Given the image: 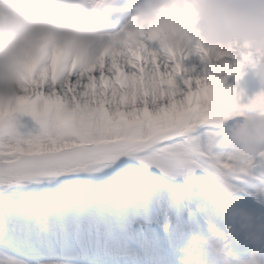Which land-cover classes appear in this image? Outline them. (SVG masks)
Segmentation results:
<instances>
[{
  "label": "snow or ice",
  "instance_id": "snow-or-ice-1",
  "mask_svg": "<svg viewBox=\"0 0 264 264\" xmlns=\"http://www.w3.org/2000/svg\"><path fill=\"white\" fill-rule=\"evenodd\" d=\"M182 2L161 8L139 37L116 34L94 63L47 45L22 62L19 91L0 101V191H40L55 226L36 233L25 201H15L8 207L13 224L0 236V264H189L200 240L194 235L184 247L186 229L222 226L226 190L245 192L264 208V154L241 157L230 136L239 114L264 106V92L237 104L233 88L214 73L239 76L242 65L228 62L231 52L196 44L209 67L185 79L196 87L181 93L175 77L184 56L174 53L184 49ZM23 115L38 132L21 133ZM198 169L216 177L217 187L203 184L193 200L184 191H196ZM178 205L189 214L183 227L174 216ZM255 219L254 240L264 244V212ZM231 227L222 242L212 236L204 243L226 257L218 245L228 244Z\"/></svg>",
  "mask_w": 264,
  "mask_h": 264
},
{
  "label": "clouds",
  "instance_id": "clouds-1",
  "mask_svg": "<svg viewBox=\"0 0 264 264\" xmlns=\"http://www.w3.org/2000/svg\"><path fill=\"white\" fill-rule=\"evenodd\" d=\"M100 6L98 0H0V101L17 94L22 62L42 45L59 47L83 63L96 62L113 47L114 36L102 29ZM165 6L171 7L172 0H139L119 32L120 39L148 31ZM179 6L187 23L180 41L183 46L200 44L211 51L247 55L264 83V0H183ZM230 136L241 157L254 159L264 154V106L239 114ZM44 208L42 198L34 194L30 211L37 214V226L48 231L53 224L41 219ZM236 211L250 219L246 209ZM6 224L0 215V236ZM237 262L264 264V257L253 251L248 259Z\"/></svg>",
  "mask_w": 264,
  "mask_h": 264
},
{
  "label": "rangeland",
  "instance_id": "rangeland-1",
  "mask_svg": "<svg viewBox=\"0 0 264 264\" xmlns=\"http://www.w3.org/2000/svg\"><path fill=\"white\" fill-rule=\"evenodd\" d=\"M196 47V44H190V45H185L183 51H178L176 53H174V55L176 56H184L183 59V65H182V70L180 73H178L175 77L176 80V86L177 88L181 91V93L186 92L188 90L189 87H192L193 89L196 87V81L195 79L192 80V84L186 85L184 84V80L187 79L189 76L191 77H195L197 75H201L203 74L205 68H208L209 65L207 64V62H204L200 59L199 55L194 51ZM192 51V55H184V53L186 51ZM228 62L235 65V64H241V69H240V73L239 76H237L236 73H232V75H229L227 72H222L224 74H226L229 77V81L232 83V85H235L236 83L234 82V80H236L237 82H240L241 78H242V73H243V68H244V57L243 55L239 54V53H232V56L228 57ZM174 64V61L172 62ZM184 68L187 69H192V71L190 72H185L183 71ZM216 75H218L219 77L221 76L220 73H214ZM190 77V79H192ZM258 78L256 75V70H255V77L254 79H252L251 82H248V85L246 86L244 92H241L240 98L241 101L244 102L245 98L247 97V95L245 96L246 93H248L250 91H253V98H255V96L258 93H261L262 90H264V86L262 84H258ZM232 85L225 87V88H233L234 90V95L236 100L238 99V92L236 91V89L234 87H232ZM22 120V125H21V129H24L26 131L30 132H35L36 131V124H35V120L30 116V115H23L21 117ZM208 185V187H210V185L208 183H205ZM202 186V185H201ZM216 189V188H215ZM230 206L229 205H225V210L229 209ZM181 210V207L178 205L177 209L174 212V216L176 218V215L178 214V212ZM185 216L188 217V212L187 210L184 211ZM177 220V219H176ZM226 229V227H222L220 228V226H215L214 229L212 231H210L209 233V237L215 236L218 240H220L221 242L223 241V234L222 232H224V230ZM218 246H222L224 248L223 243L219 244ZM209 251L211 252V256H210V262H214L217 259V264H222L220 263V260L225 259L226 257L224 255H220V254H216L212 249H209ZM225 252V251H224ZM259 252V251H258ZM261 254L262 257H264V253L262 254L261 252H259ZM187 255L186 253H183L181 256ZM193 259H195V255L194 253H192L190 259H189V264L192 263ZM227 260H229L228 258H226Z\"/></svg>",
  "mask_w": 264,
  "mask_h": 264
},
{
  "label": "bare ground",
  "instance_id": "bare-ground-1",
  "mask_svg": "<svg viewBox=\"0 0 264 264\" xmlns=\"http://www.w3.org/2000/svg\"><path fill=\"white\" fill-rule=\"evenodd\" d=\"M226 213H227L228 216H227V215L224 216L223 223H222L224 226H227V225L230 224V222H231V221H230L231 218H230V213H229V211H226ZM177 220H178L180 223H183L184 221L187 220V218H185L184 216L179 215L178 218H177ZM255 225H256V227H258L259 224L255 222ZM188 241H189V237H186V238H185V241H184V247H187V246H188V244H189Z\"/></svg>",
  "mask_w": 264,
  "mask_h": 264
}]
</instances>
